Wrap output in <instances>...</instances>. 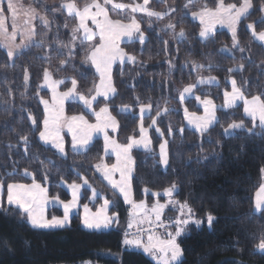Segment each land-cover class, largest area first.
<instances>
[{"label": "trees", "instance_id": "trees-1", "mask_svg": "<svg viewBox=\"0 0 264 264\" xmlns=\"http://www.w3.org/2000/svg\"><path fill=\"white\" fill-rule=\"evenodd\" d=\"M91 1L74 0L79 8ZM121 1L128 3L130 0ZM224 1L239 4L242 0ZM65 2L68 0H25L26 5L36 8L49 20L47 27L38 22L35 25V40H42L44 46L36 43L13 60L0 48V181L6 191L8 183L29 184L35 176V181L47 188L50 197L58 196L68 201L70 194L63 184L82 183L80 177H85L91 187L84 189L82 204L96 209L106 197L118 200L119 225L108 231H88L81 226V216L76 215L70 226L63 229H33L23 222L18 210L4 205L0 209V264H155L141 251L124 248L129 207L106 185L95 167L102 161L113 163L112 158L105 157L103 141L97 139L82 153L68 149V155L62 157L54 149L44 146L38 133L30 131L28 116L43 118L37 90L43 83L44 68H49L55 79L66 80L63 91L71 86V79L76 78L78 90L93 95L94 91L89 92V89L99 81L90 62L82 63L84 56L79 48L75 68L72 65L62 70L58 68L64 57L52 48L68 43L71 29L77 25L76 19L61 8ZM252 2L254 9L238 26L239 47H234L227 31H218L211 38L202 40L200 24L188 14L205 6L214 8L216 0H192L191 3L189 0H154L150 6L152 10L164 12L174 7L177 11L169 12L161 20L139 17L146 41L143 45L138 41L122 45L126 53L136 57V62L115 66L112 74L117 89L115 96L94 105L98 110L107 104L116 117L119 143H126L128 137L139 138V109L151 105L152 113L143 119L144 126L149 128L156 119V128L159 127L165 136L161 137L156 129H152V150L133 152V196L151 205L157 199L164 202L165 198L153 197L151 193L163 192L176 183L179 193L175 194V199L188 202L197 217L205 220L199 230L192 227L190 235L180 238L183 264H264V252L258 248L260 237L264 235V211H254L255 194L264 183L260 173V168L264 167V138L241 129L234 130L233 135L224 133L232 121L243 119L245 125L251 127L240 106L219 111L217 123L201 135L188 127L184 117V108L188 112L201 113L196 101L190 99L183 104L179 101L183 88L197 85L201 78L213 77L217 84L202 88L204 93L196 89V93L212 98L217 104H222L224 91L231 89V78L237 80V86H242L248 98L264 91V76H261L264 48L253 40L247 28L248 23H254L256 31H264V20L258 10L261 0ZM186 4L187 8L184 7ZM169 22L177 27L166 29ZM181 30L185 33L183 37L179 35ZM78 36L81 37L80 33ZM197 64L203 67L197 69ZM241 64L244 65L242 70ZM229 68L237 71L229 73L226 71ZM25 69L30 77L27 84L23 79ZM39 93L45 99L50 97L44 88H40ZM124 108H130L131 112L125 113L121 110ZM66 112L69 116L83 113L89 120H94L75 102L67 104ZM169 128L173 130L171 136L168 135ZM180 128L184 131L180 132ZM23 135L29 136L28 151L21 139ZM163 139L169 140L171 163L167 170L156 162L159 143ZM25 170L30 174L26 176ZM44 174H50L47 182L43 180ZM145 188L150 190L149 193L143 191ZM93 189L102 199L92 204ZM55 213L59 212L54 209L48 212L50 216ZM207 213L217 217L211 228L206 224Z\"/></svg>", "mask_w": 264, "mask_h": 264}, {"label": "snow or ice", "instance_id": "snow-or-ice-1", "mask_svg": "<svg viewBox=\"0 0 264 264\" xmlns=\"http://www.w3.org/2000/svg\"><path fill=\"white\" fill-rule=\"evenodd\" d=\"M149 2L150 0H143V3H117L114 0H103V3H101L100 0H92V3L85 4L83 8H79L74 0H68V2L63 3L61 8L66 9L69 16L74 14L78 18L79 23L71 29L68 43H61L52 48L58 55L64 57L60 59L58 68L62 70L69 65L75 68V57L78 55L77 49L79 48L83 51L84 59L82 63L90 62L91 66L95 68L96 73L99 74L100 82L93 89H89V92H95L94 95H86L80 92L76 78L71 79V86L66 91H60V86L64 85L66 80L53 79L51 70L44 68L42 70L43 83L38 86L37 90L39 104L43 105V118L40 120L30 114L28 119L31 122L30 131L38 133V138L41 142L45 145L51 144L61 154L65 153V138L63 135L65 129L71 135V145L74 150L77 147L83 148L88 146L92 142L94 135L101 134L104 141V152L107 153L110 150L115 156V163H98L95 165L96 170L102 173L111 189L114 190V194L118 193L122 197L123 203L130 206L129 218L124 230L123 245L125 250H142L144 254L151 257L155 264H183V249L179 238L190 235L189 229L192 227L199 230L205 223V220L197 217L196 211L189 206L188 202H180L173 198L174 193H179V187L176 183H172L170 187L165 188L163 193H151L153 197H167L168 199L165 203H161L157 199L149 207L145 200L133 198L132 182L135 160L132 156V150L139 147L151 150L150 145L152 141L148 136L149 129L143 123V115L151 105L141 106L139 109L141 115L139 138L134 136L128 137L126 143H119L114 137L109 135V129L115 133L119 124L116 117L111 114L108 105L105 104V106L100 107L99 111L93 108V103L97 100V97L102 96L105 100H108L112 94L117 92L112 83L113 65L117 61L121 64L125 60L133 63L136 62V57L126 53L120 47L119 42L127 37L129 41L135 38L143 45L146 40L145 33L141 28V22L135 15H129L127 21L119 18L111 19L106 5H111L114 10L128 9L131 14L144 13L147 17H155L157 20L168 16L169 12L174 14L177 11L174 7H170L168 11L164 12L155 11L149 8ZM191 2L192 0H189V3ZM184 7L187 8L188 5L186 4ZM250 9H254L252 0H242L239 5L237 3L226 4L224 0H216L214 8L205 6L198 12H192L191 15L194 20H199L202 26L199 31V37H210L215 31L216 25L220 24L230 30L233 46L239 47L237 28L241 23V19L246 18L250 14ZM258 10L264 13V0H261ZM6 13H11L12 18V31L10 35L6 25ZM25 14L28 16V19L25 20V25H30L32 20L39 18L45 27L49 26L47 17L41 15L36 8L30 6ZM16 17L17 8L13 0H7L6 5L3 4V0H0V34L4 35L7 41V43L0 46L7 49L9 59L17 54L16 50L29 47L32 43H38L40 47L44 46L42 40L35 41V28L31 26L20 33L21 41L19 44L13 43L17 36ZM88 21H91L95 25L96 31H93L88 26ZM64 27L67 28V25L65 24ZM149 27H151V24H149ZM176 27L177 24L172 22H169L165 26L166 29H175ZM247 28L251 30L253 38L264 42V31L257 32L254 23H248ZM81 30L83 35L79 37L78 33ZM179 35L183 37L185 35L184 31L181 30ZM97 36L99 37L98 41L85 45V41H94V38ZM78 40L79 44L77 43ZM164 43L167 44L168 42L165 41ZM65 49L67 50L66 52L64 51ZM239 51L244 52V49L239 48ZM195 67L199 69L203 65L197 64ZM239 68L241 70L244 69V65L241 64ZM226 71L233 73L237 69L229 68ZM261 76H264V71L261 72ZM29 78V72L25 69L23 76L25 84H27ZM214 79L210 77L205 81L201 78L199 82L211 83ZM230 83L231 91L226 90L223 93V107L234 108L237 101H243V112L245 116L251 118V127H247L244 120L241 119L239 122L232 121L229 123L227 128L223 130L224 133L228 134L229 130L241 129L251 135L264 138V99H262L264 91L259 95H253L249 99L245 91L242 90V86H237L235 78H231ZM195 87V84H190L183 88L179 96L181 104L185 100V94H193ZM40 88H47L51 92V102L40 96ZM77 98L84 108L91 111L95 116V123H90L83 113L72 116L65 115V101ZM195 100L203 105L205 114L197 116L195 113H189L188 109L184 108V117L188 125L194 127L197 132L203 135L208 131L209 126L217 120L216 105L212 99H201L199 95L195 96ZM156 115H160L159 110H157ZM257 121L259 122L258 124ZM156 124L157 120L153 119L149 127H153ZM179 131L183 132L184 129L180 128ZM156 132L161 137L165 136V133L159 127L156 128ZM172 132L173 130L169 128L168 135L171 136ZM21 139L25 145V151H28L29 136L23 135ZM209 142L211 143V141ZM217 143L219 144V142ZM168 145V139H163L159 143V155L156 161L158 164L163 165L165 169L169 168L171 163ZM213 155L217 154L213 153ZM196 163H200L199 159H197ZM260 173L262 179H264V167L260 168ZM24 174L27 176L30 173L25 170ZM117 174H119V179L115 178ZM49 179L50 174L43 175L45 182ZM80 179L83 185L91 187L87 178L80 177ZM82 184L73 182L67 185L71 191V199L68 201L61 200L58 196L53 197L52 202H58L63 208L62 216L52 215L50 218L46 216L45 207L49 203L46 195L47 189L42 187L41 184L36 183L35 176H33V183L31 185L8 183L6 185V203L18 210L23 222L28 223L33 229H63L70 225L73 210L79 204ZM4 190L5 185L0 181V200L3 198ZM143 191L149 193L150 190L145 188ZM96 196L97 192L93 189L91 198L95 199ZM118 203V200L106 197L95 212L91 211L87 203L83 204L82 225L86 229L97 231L118 226L120 219V214L117 210ZM169 205L176 207L179 215L174 218L162 219L165 209ZM255 211H264V183H261L259 191L256 194ZM216 219L217 217L211 213H207V226L211 228ZM132 229H135V231H131ZM158 229H164L163 237L158 234ZM258 248L264 252V235L260 237Z\"/></svg>", "mask_w": 264, "mask_h": 264}, {"label": "crops", "instance_id": "crops-1", "mask_svg": "<svg viewBox=\"0 0 264 264\" xmlns=\"http://www.w3.org/2000/svg\"><path fill=\"white\" fill-rule=\"evenodd\" d=\"M154 0H150V2H149V8H151L150 6H151V3L153 2ZM100 2L101 3H103V0H100ZM114 2H117V3H124V2H122V1H120V0H114ZM66 3V2H65ZM90 3H92V1L90 2ZM89 3V4H90ZM128 3H143V0H130ZM26 5V4H25ZM106 7L108 8V10H109V17L111 18V19H123V20H125V21H127V18H128V16L129 15H135L136 16V18L139 20V17H142V16H145V17H147L144 13H135V14H131L130 13V10H128V9H125V10H114V9H112V6L111 5H106ZM63 9V8H62ZM63 11L69 16V14H68V12H67V10L66 9H63ZM93 11H95V9H93ZM69 17H71V18H74V19H76V21H77V24L79 23V21H78V18L77 17H75V15L73 14L72 16H69ZM149 18V17H148ZM152 18H155V17H152ZM262 18H263V20H264V13H262ZM36 25V24H35ZM88 26L90 27V28H92L93 29V31H96V28H95V25H93L92 24V22L91 21H88ZM250 30V29H249ZM250 32H251V30H250ZM258 32V31H257ZM82 35H83V33H82V30H81V32H80V36L82 37ZM251 35H252V33H251ZM211 38V37H210ZM252 38H253V36H252ZM99 40V37L97 36V37H95L94 38V41H86L88 44H91V43H93V42H96V41H98ZM253 40L256 42V43H258V44H260V45H262L263 46V48H264V42H262V41H259L258 39H255V38H253ZM138 40L137 39H133V40H131V41H129L128 40V38L127 37H125V38H123L119 43H120V47L122 48V45H124V44H126V43H132V42H137ZM146 41V40H145ZM139 42V41H138ZM126 63H129V64H131V63H133V62H129V61H127V60H125V62L123 63V64H126ZM116 65H122L119 61H117L114 65H113V68H112V74H113V70H114V67L116 66ZM93 69H94V71H95V68L93 67ZM95 73H96V71H95ZM96 75L98 76V78H99V74L98 73H96ZM53 79H55L54 77H53ZM99 81H98V84H99V82H100V78L98 79ZM112 83H113V79H112ZM97 84V85H98ZM200 84H203V83H198L197 85H200ZM214 84H216L215 83V81L214 80H212V82L211 83H208V84H206V85H208V86H211V85H214ZM197 85H196V87L193 89V94H185V100L184 101H186V100H190V99H193V98H195L194 97V93H196V89H197ZM62 86L63 85H61L60 86V91H63L62 90ZM113 86H114V83H113ZM46 91H48L49 93H50V97L48 98V100L51 102V92L47 89V88H44ZM66 91V90H65ZM230 92V91H229ZM94 94H95V92H94ZM93 94V95H94ZM116 94V93H115ZM115 94H112L111 96H110V98L108 99V100H105V98L104 97H102V96H100V97H97V100L93 103V108H94V105L98 102V101H100V100H104V101H109V100H111L114 96H115ZM206 98H208V97H206ZM202 99H205V98H202ZM209 99V98H208ZM71 102H75V103H78V104H80V105H82L83 106V104L78 100V98L77 99H69V100H67V101H65V115H67V112H66V107H67V104H69V103H71ZM239 102H241V101H237V103H239ZM199 105H200V107L201 108H203V105L202 104H200L199 103ZM42 107H43V105H42ZM84 107V106H83ZM85 110L94 118V120L93 121H91V120H89L87 117V119L89 120V122L90 123H95L96 121H95V116L92 114V112L91 111H89L88 109H86L85 108ZM109 110H110V108H109ZM96 111H99V109L98 110H96ZM123 111L125 112V113H130L131 112V109L130 108H124L123 109ZM110 112H111V110H110ZM151 113H152V108L150 107V108H148V110L144 113V115H143V119H145V118H147V117H149L150 115H151ZM190 113V112H189ZM111 114H112V112H111ZM205 113H203V114H201V115H197V116H203ZM113 115V114H112ZM67 116H69V115H67ZM138 116L141 118V115H140V112H138ZM216 116H217V119H218V113L216 114ZM247 117V116H246ZM247 119H251L250 117H247ZM187 121V120H186ZM217 122V120L216 121H214L210 126H209V129L211 128V127H213L214 125H215V123ZM259 122L257 121V124H258ZM119 124V123H118ZM187 125H188V122H187ZM188 127L190 128V129H192L193 131H196L195 130V128L194 127H192V126H190V125H188ZM149 129V131H148V136H149V138L151 139V135H150V132H151V130L152 129H156V125L155 126H153V127H149L148 128ZM208 129V130H209ZM118 130H119V127H118V129H117V131L115 132V133H113L110 129H109V135L110 136H112V137H114L115 139H116V136H117V133H118ZM197 132V131H196ZM199 133V132H198ZM63 135H64V138H65V153L64 154H61V153H58L57 152V150L56 149H54L52 146H51V144H47V145H45L43 142H41L44 146H46V147H50V148H52V149H54L59 155H61L62 157H66L67 155H68V149H70L71 151H73L74 153H82V152H85V151H87L89 148H90V146L93 144V142L94 141H96L97 139H101L102 141H103V136L101 135V134H96V135H94V137H93V140H92V142L88 145V146H86V147H83V148H81V147H77L75 150L72 148V145H71V135L69 134V133H67V131H66V129H65V131H64V133H63ZM117 140V139H116ZM151 141H152V139H151ZM103 143H104V141H103ZM152 148H153V144H151L150 145V149L152 150ZM150 150V151H151ZM134 151H144V152H150L149 150H146V149H144L143 147H139V148H134L133 150H132V156H133V152ZM104 154H105V157H110V158H112L113 159V163H115V156L112 154V152L109 150L107 153H105L104 152ZM103 163H107L106 161H102ZM101 163V162H100ZM162 168L164 169V170H167V169H165L164 168V166L162 165ZM134 171H135V165H134V170H133V175H134ZM98 172V171H97ZM98 174L102 177V179L104 180V182L106 183V185L109 187V188H111V186L108 184V182L104 179V177H103V175H102V173L101 172H98ZM116 179H119V174H117L116 175V177H115ZM33 183V182H32ZM32 183H29V184H24V185H31ZM37 183V182H36ZM18 184H22V183H18ZM40 184V183H39ZM82 184V183H81ZM42 185V184H41ZM67 185L68 184H63V187L66 189V191L70 194V199H71V191H70V189L67 187ZM42 187H45L44 185H42ZM88 186H85V185H83L82 184V187H81V199H82V195H83V191H84V189H86ZM46 188V187H45ZM47 189V188H46ZM112 190V189H111ZM114 191V190H113ZM258 191H259V189H258ZM257 191V192H258ZM257 192H256V194H257ZM118 194V193H117ZM256 194H255V197H254V211H255V199H256ZM46 195H47V197H48V200H49V203L46 205V207H45V214H46V216L48 217V218H50L51 216L48 214V212L50 211V210H52V209H54V210H56L57 212H59L58 214L57 213H55V215L56 216H62V214H63V208H62V206L57 202V203H53L52 202V200H53V198L52 197H50L49 196V194H48V190H47V193H46ZM119 195V194H118ZM121 197V196H120ZM101 198V196H100V194L99 193H97V196H96V198L95 199H92L91 197H90V202L93 204V203H95L98 199H100ZM122 198V197H121ZM133 198H134V196H133ZM81 199H80V201H79V204H78V206L73 210V213H72V216H71V220H72V218L74 217V216H76V215H81V214H84L83 213V204H82V202H81ZM102 199V198H101ZM123 200V199H122ZM102 201H103V199H102ZM103 203V202H102ZM0 204H2V206H0V209L4 206V205H6V206H9V205H7V203H6V191L4 190V195H3V198H2V200H0ZM89 205V204H88ZM128 206V205H127ZM9 207H13V206H9ZM100 207V205L96 208V209H93L92 207H90V205H89V208L91 209V211L92 212H95L98 208ZM129 208H130V206H128ZM14 208V207H13ZM176 208V207H175ZM256 213H260V212H257V211H255ZM70 224H71V222H70ZM81 225H82V216H81ZM70 226V225H69ZM69 226H67V227H69ZM114 227V226H113ZM113 227L111 228V229H113ZM66 228V227H65ZM84 229L85 230H88V231H97V230H89V229H86L85 227H84ZM53 230H56V229H53ZM99 232V231H98ZM159 233H161V230H158V234ZM181 238V237H180ZM180 238H179V240H180ZM141 252H142V250H141ZM143 253V252H142ZM144 254V253H143Z\"/></svg>", "mask_w": 264, "mask_h": 264}, {"label": "rangeland", "instance_id": "rangeland-1", "mask_svg": "<svg viewBox=\"0 0 264 264\" xmlns=\"http://www.w3.org/2000/svg\"><path fill=\"white\" fill-rule=\"evenodd\" d=\"M121 1V0H120ZM156 1H163V0H156ZM123 2V1H122ZM226 4H227V2L226 1H224ZM242 2V1H241ZM13 3H14V5L16 6V8H17V17H16V26H17V36H16V38H15V41L13 42L14 44H19L20 43V41H21V35H20V33L21 32H24L25 30H26V28L27 27H34L35 28V24L38 22V23H42L41 21H40V19L39 18H36V19H34V20H32L31 21V23H30V25H25V20H27L28 19V16L25 14L26 13V11L28 10V8L31 6H28V5H25V0H13ZM125 3V2H124ZM3 4L4 5H6L7 4V0H3ZM239 5V4H238ZM32 7V6H31ZM200 11V10H199ZM251 11H252V9H250L249 10V12L251 13ZM192 12H198V11H190V12H188V14L190 15V17L192 18V15H191V13ZM41 14V13H40ZM42 15V14H41ZM6 16H7V21H6V25H7V28H8V33H9V35L11 34V31H12V27H11V24H12V18H11V13H6ZM193 19V18H192ZM245 18H242L241 19V21L242 20H244ZM194 20V19H193ZM196 22H198L199 23V20H195ZM43 24V23H42ZM200 24V23H199ZM201 26V25H200ZM202 27V26H201ZM218 31H227L228 33H230V35L232 36V34H231V32H230V30L226 27V26H221L220 24H217L216 25V27H215V31H214V33L210 36V37H212L216 32H218ZM237 33H238V28H237ZM210 37H208V38H201L202 40H207V39H209ZM35 39V38H34ZM36 41V40H35ZM5 43H7V41L5 40V37H4V35H2V34H0V45H3V44H5ZM34 44H36V43H32L29 47H26V48H21V49H18V50H16V52H17V54L16 55H14L13 56V58H11V60H13L16 56H18L19 54H21L22 52H24L25 50H27L28 48H30L32 45H34ZM0 48L1 49H3L6 53H7V49L5 48V47H3V46H0ZM122 65H125V64H122ZM115 68V67H114ZM209 78H206V79H204L205 81H207ZM214 81H215V83L217 84V81L214 79ZM198 83H200V82H198ZM206 84H208L207 82L206 83H203V84H200V85H197V89H201L202 90V88H204V87H207L208 85H206ZM229 91H231V89L229 90ZM202 92L204 93V91L202 90ZM196 95H198L197 93H194V97L196 96ZM200 97H201V99L202 98H206V97H202L201 95H199ZM224 97V96H223ZM209 99H212V98H210V97H208ZM249 99H251V98H249ZM193 100H195V98H193ZM213 100V99H212ZM196 101V100H195ZM213 103L216 105V114L219 112V111H229V110H232V109H234V108H237V107H242V109H243V101H241V102H239V103H237L236 104V107H234V108H225V107H223V105H224V99H223V102H222V104H217V103H215V101L213 100ZM196 106H197V108L201 111V113H195L196 115H201V114H203L204 113V109L203 108H201L200 107V105H199V102L198 101H196ZM190 113H193V112H190ZM244 113V112H243ZM244 116H245V114H244ZM245 118L247 119V117L245 116ZM250 122H251V119H248ZM217 121H218V119H217ZM217 123V122H216ZM215 123V124H216ZM234 133H236V132H234V130H229V133L228 134H226V135H233ZM160 193H163V192H160ZM163 198H165V201L164 202H161V203H165L166 201H167V197H164V196H162ZM173 198L175 199V193H174V196H173ZM147 203V202H146ZM148 204V203H147ZM148 206L149 207H151V204H148ZM177 215H179V213H178V209L177 208H175V207H173V206H171V205H169V207L168 208H166L165 209V212H164V216L162 217V219H164V218H174V217H176ZM80 216H82L83 217V214H81ZM215 222V221H214ZM82 226V228H84V226L83 225H81ZM108 230H110V229H106V230H103V231H108ZM159 230H161V233H159V235H161L162 237H163V233H164V229H159ZM138 251H141V250H138ZM260 252H262L261 250H260ZM147 258H149L151 261H153L152 259H151V257L150 256H148L147 254H144ZM154 262V261H153ZM155 263V262H154Z\"/></svg>", "mask_w": 264, "mask_h": 264}, {"label": "built area", "instance_id": "built-area-1", "mask_svg": "<svg viewBox=\"0 0 264 264\" xmlns=\"http://www.w3.org/2000/svg\"><path fill=\"white\" fill-rule=\"evenodd\" d=\"M132 231H135V230H132ZM145 239H146V237H145Z\"/></svg>", "mask_w": 264, "mask_h": 264}]
</instances>
